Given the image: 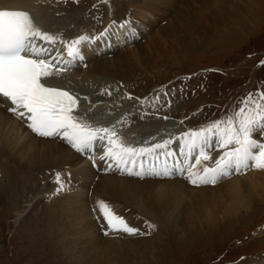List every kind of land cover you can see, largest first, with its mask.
Returning a JSON list of instances; mask_svg holds the SVG:
<instances>
[{
  "label": "rangeland",
  "instance_id": "374dc122",
  "mask_svg": "<svg viewBox=\"0 0 264 264\" xmlns=\"http://www.w3.org/2000/svg\"><path fill=\"white\" fill-rule=\"evenodd\" d=\"M106 1L104 0V4ZM109 1L107 8L112 10L109 12L111 22L120 19L126 13L128 6L133 5L132 0ZM218 2L223 3L217 8ZM177 4L179 9L183 7L188 11L189 5L186 0H180ZM210 8L216 11L212 14L216 18L220 17L224 24L218 22L219 25H216L210 22L211 19L208 21L202 18L205 31L196 28L199 32L172 30L165 32L166 28H173L175 18L169 15V23L157 32H148L151 25L160 24L152 22L143 28L147 32L140 34L141 39L139 35H133L132 46L127 50H115L110 45L114 55L97 59L93 65H87L85 71L98 69L105 61H113L118 65L121 69L115 80H120L118 82L120 86L114 87L109 83L106 85H111L113 91L117 92L120 99H117L116 103L120 104L119 106L123 105L125 110L128 109L129 100L125 93L139 98L151 93L146 104L153 108V114L161 112L165 115L172 114L176 118L187 117L185 122L195 127L218 118L226 111H231L236 102L248 92L264 89V64L261 63L264 61V0H207L205 6L201 2L199 8L192 6L188 12L190 16L197 17L195 19L197 20L205 12H209ZM67 9L69 7L66 6L59 15H64ZM131 11L132 16L137 15V11ZM166 22L161 21V23ZM98 23L99 26L109 25L107 21L104 23V20H98ZM125 29L130 32L129 29ZM123 31L124 29L118 30V32ZM180 34L183 37L181 41ZM109 41L111 40H107ZM138 42L140 43L137 44ZM158 42H161L160 54L154 51L155 45L159 46ZM85 46L86 53L93 52V50L87 52ZM97 46L96 43L95 47ZM104 46L101 43L100 50ZM104 54H107V51H104ZM108 54L110 56L113 53ZM112 83L116 82L112 81ZM165 92L168 93L167 96L163 95ZM157 94L160 96L159 100L155 99ZM116 103L115 105L118 106ZM119 116L120 114L116 115ZM149 126H144L142 130ZM50 168L52 167L46 164L34 163L27 153L22 158L0 151V264H70L66 258L67 254L63 253V248L58 247L59 242L56 245V241L49 239L50 232L44 225L38 223L39 214L46 205L42 203L44 199L39 197L41 192L45 194L50 175L47 172L51 170ZM132 180L148 187L155 185L154 181H157V179ZM99 181L95 190L100 193L101 176ZM218 186L223 189L224 194L220 195L214 190L206 191L201 197L205 205L218 204L221 201H225L226 205L229 204L232 192L223 185ZM190 192V189L184 190L179 195L180 199L188 200ZM143 193L145 194L144 191L133 193L130 197L131 203L127 200L124 202L122 196L112 200H115L118 206L129 204L132 208L135 206L132 203L137 205L149 200L147 198L149 195ZM106 199L112 202L110 198L106 197ZM112 205L116 206L114 202ZM123 209L119 212L121 215L126 211ZM159 214L152 215L150 219L145 214H134L142 223L149 221L157 226L149 236L150 239L157 240L154 244L156 247L161 246L159 248L164 250L163 258L157 264L264 262V260L258 261L260 256H264V199L256 200L250 209L239 213L237 218L220 219L200 227L186 223L185 220L188 219L181 214L176 213L177 216L179 215L177 218L166 215L163 216L164 219H158ZM167 219L169 222L166 221ZM165 236L167 239H164ZM34 245L37 247L36 251L33 249ZM70 245H72L71 250H76L79 246L76 242ZM130 258L131 262L135 263L137 256ZM123 261L124 258L121 259V262Z\"/></svg>",
  "mask_w": 264,
  "mask_h": 264
},
{
  "label": "bare ground",
  "instance_id": "6f19581e",
  "mask_svg": "<svg viewBox=\"0 0 264 264\" xmlns=\"http://www.w3.org/2000/svg\"><path fill=\"white\" fill-rule=\"evenodd\" d=\"M132 1L133 5L128 6L126 13L120 19L113 20L116 24L113 26L112 33L105 38V41H111L107 43L105 41L97 42V47H95L96 44H93V46L86 45L87 52L93 50L92 53H86L83 47V55L85 58H88L84 62L86 65H93L101 57H112L114 51L110 49L109 44L115 50H127L132 46L133 35L137 34V36L139 35V39H141L140 34L147 32L143 28H146L152 22L153 24L160 23L161 26L157 24L158 29H156L157 26L151 25L150 31L148 32H157L169 23V15L175 18L173 28H166L165 32L171 30L173 32H199L196 31V28H201V30L205 31L204 23L201 21L202 18L208 21L211 19L212 21L210 22L216 25H219L218 22L224 24L220 17L217 16L216 18L212 14L216 12L212 8L197 20H195L197 17L194 18L189 15L188 11L192 6L199 8L201 2L205 6L207 0H186L189 5L188 11L183 7L179 9L177 3L180 0ZM109 2L107 0L106 4H104V0H79L77 3L75 0H67L65 3L61 0L58 3L57 0H44V2L37 5L35 0H0V7L17 8L21 5H26L28 6L27 10L32 13L41 28L50 32L63 31L64 36L71 39L79 36V33L84 29L93 35L99 31H103L106 26H99L100 23H98V20H104V23L106 21L108 23L111 22L109 12L112 10L107 8ZM222 3H216V7H221ZM66 6L69 7L66 13L64 15H57ZM206 9H208L207 6ZM131 10L137 11V15L132 16ZM163 20L167 22L161 23ZM124 21L130 22L129 27H127L130 32H127L126 29L123 32H118V25ZM210 22L208 23L211 24ZM61 24H65L66 26L62 27L60 26ZM91 30L95 32H90ZM180 37L181 39L179 40L181 41L183 38L181 34ZM101 43L105 45V49L108 47L107 54L111 52L113 54L110 56H108L109 54H104V48L100 50ZM158 44L159 46L155 45L154 51L160 54L159 47L161 46V42H158ZM148 54L151 55L150 52ZM164 56L166 57V55ZM87 68L88 66L85 67L80 64L68 72L63 79H55L51 83L65 85L69 90L77 93L81 97L84 94L88 96L91 103L82 101L80 111H87L92 105H95L92 114L94 116L89 117L90 120L105 119L109 122H115L114 117L118 114H123L124 116L122 118L129 120V123H131L128 125V122H126L124 128H129L130 133L136 131L139 134L144 133L147 135V139L150 136L157 135H160L159 138L164 139V137L168 138L166 136L170 133L178 135L187 128H193L188 126L185 122L188 118L183 119V116L176 118L172 114L165 115L161 112V114H153L154 110L150 105H147L148 101L141 103L145 97L149 99L151 93L146 94L143 98L131 95L132 99H129L127 102V110H125L123 105L119 106L120 104L118 105L116 103L117 99H120V96L116 94L117 92L115 93L113 91L111 97L108 95L101 96L99 94V88L101 86H106L107 83L112 84L114 87L115 85L120 86L118 83L120 80L116 81L115 78L121 68L113 63V61H105L98 69L85 71ZM112 81L116 83H112ZM8 106H10V103ZM141 116H143V119H141ZM164 116L169 117V119L163 120L158 118ZM182 120L184 121L183 125L179 124ZM148 125L150 126L147 129L142 130L144 126ZM171 147L177 151L179 150L178 143L173 144ZM0 148L1 152H8L9 154L22 158L27 153L31 156L34 163H38L39 165L46 164L52 167L47 172L50 175L47 180L48 185L45 188V194L43 195V192H41V196L39 197L44 199L42 203L46 205L39 214L40 217L38 219L40 222L38 223L44 225L50 232L49 239L56 241V245L57 242L60 243H58V247L63 248V253L67 254L66 258L70 264H157L163 258L164 250L159 248L161 246L156 247L154 245L157 240L150 239L149 236L151 234L105 236L101 227L102 220H98V214L93 212L94 201L98 198L105 199L106 201H108L106 197L110 198L116 204V206L114 205V210L119 213L123 208V210H126L131 207L129 204H121L118 206V203L112 199H115L117 196H122L125 199H123L124 202L126 200L130 202V197L133 193L139 191H144L145 194L147 193L149 195V197L147 196L148 201L137 203V205L132 203L135 206L129 211H124L125 213L123 215L131 225L140 228L142 232L147 231L146 224L142 223L140 219H136L135 213H140V215L145 214L149 219L156 213H160L157 217L158 219H164L163 216L166 215L170 218H177L179 217V215H176L177 213L185 216V219H188V221L185 220L186 223L193 224L194 227L196 225L200 227L205 224L215 223L220 219L237 218L239 213L250 209L256 200L264 199V171L252 170L245 177H233L221 183L220 185H223L232 192V197L228 205L225 204V201L209 205H205L201 201V197L206 191L214 190L216 193L223 195L224 191L219 186L196 188L180 176L172 178L147 176L141 179L135 176L122 175L118 172H105L104 163L98 159L102 154V150H97L95 153L97 157L96 163L101 167L96 172V169H93L87 162L91 161L87 154L74 151L66 142L61 141L59 138L37 136L26 126L24 121L6 111L5 103H0ZM23 149H26V151H23ZM57 171L62 173V179L66 183V189L53 195L57 187L54 175ZM100 176L102 177V190L99 193L95 190V186ZM132 179L141 181L145 179H157V181H154L157 186L155 184L148 187L133 182ZM31 187H29L30 191H32ZM98 189H100V186ZM188 189L191 190L190 195L188 194V200L184 198V200H181L179 195ZM101 194H104V196ZM112 202L110 203L112 204ZM164 239H167V237ZM72 242H76L79 245L76 250L70 249ZM33 247L36 251L37 247L35 245ZM136 256V262H131L130 257L135 258ZM260 257L258 261L264 260V256ZM122 258H124L123 262H121ZM248 264L252 263L250 262ZM259 264H264V262H259Z\"/></svg>",
  "mask_w": 264,
  "mask_h": 264
},
{
  "label": "snow or ice",
  "instance_id": "6c2138e0",
  "mask_svg": "<svg viewBox=\"0 0 264 264\" xmlns=\"http://www.w3.org/2000/svg\"><path fill=\"white\" fill-rule=\"evenodd\" d=\"M42 2L35 0L37 5ZM27 8L0 7V103H5L6 111L24 121L37 136L59 138L74 151L87 154L93 167H97L96 151L102 150L98 159L104 163L105 172L141 179L180 176L196 188L216 187L233 177H245L252 170L264 171V89L248 92L231 111L178 135L170 133L160 142L149 143L156 140L150 136L139 145L130 144L118 127L123 118L115 122L90 120L95 105L80 111L82 101L91 103L88 96L81 97L65 85L51 83L63 79L80 64L86 67L83 47L105 41L116 22L94 35L85 33L68 39L63 31L41 28ZM129 24L124 21L118 28L125 29ZM99 94L111 97L112 86H101ZM125 95L132 99L130 93ZM159 98L157 94L155 99ZM145 101L146 97L141 103ZM177 143L178 151L171 147ZM54 175L56 195L66 189V183L61 172ZM93 212L102 220L105 236L150 235L157 227L145 221L147 231L142 232L102 198L96 200Z\"/></svg>",
  "mask_w": 264,
  "mask_h": 264
},
{
  "label": "water",
  "instance_id": "95a60500",
  "mask_svg": "<svg viewBox=\"0 0 264 264\" xmlns=\"http://www.w3.org/2000/svg\"><path fill=\"white\" fill-rule=\"evenodd\" d=\"M84 31V30H83Z\"/></svg>",
  "mask_w": 264,
  "mask_h": 264
}]
</instances>
